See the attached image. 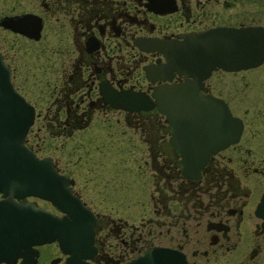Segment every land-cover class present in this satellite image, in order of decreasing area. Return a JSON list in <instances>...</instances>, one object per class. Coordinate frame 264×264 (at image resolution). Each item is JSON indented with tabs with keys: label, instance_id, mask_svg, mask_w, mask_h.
<instances>
[{
	"label": "flooded vegetation",
	"instance_id": "obj_1",
	"mask_svg": "<svg viewBox=\"0 0 264 264\" xmlns=\"http://www.w3.org/2000/svg\"><path fill=\"white\" fill-rule=\"evenodd\" d=\"M250 25L264 27V0H0V58L33 112L23 144L93 214L91 264L154 246L185 264H264V57L206 74L182 55L192 34ZM184 94L221 99L240 121L193 170L183 128L202 120ZM128 95L151 105L127 108Z\"/></svg>",
	"mask_w": 264,
	"mask_h": 264
},
{
	"label": "water",
	"instance_id": "obj_2",
	"mask_svg": "<svg viewBox=\"0 0 264 264\" xmlns=\"http://www.w3.org/2000/svg\"><path fill=\"white\" fill-rule=\"evenodd\" d=\"M182 48L185 65L200 66L206 74L214 67L235 70L259 64L264 57V27L217 26L186 39ZM167 56H176L173 52ZM193 72V69L191 70ZM193 94L182 96L187 110L200 112L201 123L184 127L182 152L185 169H196L208 152L234 141L240 121L226 103L210 95L196 101ZM142 100L128 95L127 108H146ZM204 115V117H203ZM32 108L13 89L0 58V264H36V246L55 242L63 264H91L94 216L67 186L68 180L53 167L49 158H38L23 144L32 122ZM199 155L198 158L190 155ZM25 196L48 200L61 214H55ZM264 203V195H263ZM58 258L50 259L55 264ZM125 264H185L178 251L154 246Z\"/></svg>",
	"mask_w": 264,
	"mask_h": 264
},
{
	"label": "rangeland",
	"instance_id": "obj_3",
	"mask_svg": "<svg viewBox=\"0 0 264 264\" xmlns=\"http://www.w3.org/2000/svg\"><path fill=\"white\" fill-rule=\"evenodd\" d=\"M261 70L264 71V66ZM37 249L39 251V255L37 256L36 264H49L48 260L51 259L54 254H56V251H58V248L54 242L39 245L37 246Z\"/></svg>",
	"mask_w": 264,
	"mask_h": 264
}]
</instances>
